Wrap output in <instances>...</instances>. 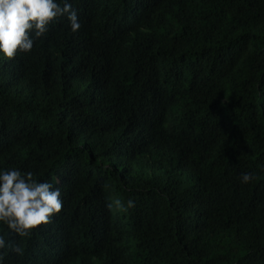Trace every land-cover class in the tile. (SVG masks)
Segmentation results:
<instances>
[{
  "label": "trees",
  "instance_id": "obj_1",
  "mask_svg": "<svg viewBox=\"0 0 264 264\" xmlns=\"http://www.w3.org/2000/svg\"><path fill=\"white\" fill-rule=\"evenodd\" d=\"M68 2L0 55V171L63 201L2 264H264V0Z\"/></svg>",
  "mask_w": 264,
  "mask_h": 264
},
{
  "label": "clouds",
  "instance_id": "obj_2",
  "mask_svg": "<svg viewBox=\"0 0 264 264\" xmlns=\"http://www.w3.org/2000/svg\"><path fill=\"white\" fill-rule=\"evenodd\" d=\"M66 18L72 32L80 27L79 17L68 0H0V55L14 60L19 53H29L34 40L44 36L49 26ZM254 179L251 173H242L241 183ZM58 187L47 181H38L31 171L18 169L0 171V224L10 233L21 238H30L39 226L52 222V217L63 209ZM118 212H127L135 207L133 200L125 203L116 198L107 204ZM10 250L23 255L19 244L6 241L0 235V250ZM0 252V264L4 259Z\"/></svg>",
  "mask_w": 264,
  "mask_h": 264
},
{
  "label": "rangeland",
  "instance_id": "obj_3",
  "mask_svg": "<svg viewBox=\"0 0 264 264\" xmlns=\"http://www.w3.org/2000/svg\"><path fill=\"white\" fill-rule=\"evenodd\" d=\"M112 211L115 212V209L113 208ZM125 242L129 243V241L127 239L125 240Z\"/></svg>",
  "mask_w": 264,
  "mask_h": 264
}]
</instances>
